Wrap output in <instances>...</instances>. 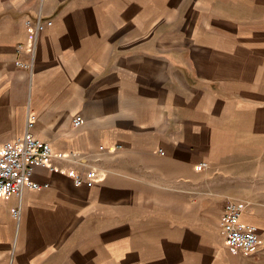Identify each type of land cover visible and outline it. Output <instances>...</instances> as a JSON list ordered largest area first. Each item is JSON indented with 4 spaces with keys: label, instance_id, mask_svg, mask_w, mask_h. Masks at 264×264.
Returning a JSON list of instances; mask_svg holds the SVG:
<instances>
[{
    "label": "crops",
    "instance_id": "obj_1",
    "mask_svg": "<svg viewBox=\"0 0 264 264\" xmlns=\"http://www.w3.org/2000/svg\"><path fill=\"white\" fill-rule=\"evenodd\" d=\"M30 119L55 154L0 198V264L264 255L228 245L225 190L194 194L264 160V0H0V149ZM241 221L264 235V206Z\"/></svg>",
    "mask_w": 264,
    "mask_h": 264
},
{
    "label": "built area",
    "instance_id": "obj_2",
    "mask_svg": "<svg viewBox=\"0 0 264 264\" xmlns=\"http://www.w3.org/2000/svg\"><path fill=\"white\" fill-rule=\"evenodd\" d=\"M25 136L17 142H9L0 149V198L11 193L22 194L27 185L40 187V183L33 179V174L40 165L49 164L54 152L50 143L36 137L31 126ZM81 115L75 117V123L81 124ZM206 165V163H202ZM81 182V179H78ZM246 206L230 201L224 213V229L228 245L234 250L255 253L264 250V235L254 224L241 221L242 212ZM16 214H21V208Z\"/></svg>",
    "mask_w": 264,
    "mask_h": 264
},
{
    "label": "rangeland",
    "instance_id": "obj_3",
    "mask_svg": "<svg viewBox=\"0 0 264 264\" xmlns=\"http://www.w3.org/2000/svg\"><path fill=\"white\" fill-rule=\"evenodd\" d=\"M261 154L264 157V148L261 149ZM257 161L255 162L253 159L236 161L234 166L232 165L229 168H225L224 171L221 170L220 174L218 170L202 173L199 176V178H201V180L199 179V186L195 188L194 194L196 196H203L208 193L225 190V209L230 201H235L245 206L249 203H251V205L259 203L264 206V160ZM207 165L208 163L203 165L204 168L208 167ZM234 172L236 174H232ZM251 180H253L252 184ZM232 189L235 190V192H232ZM224 213L222 215L223 220ZM242 253L251 255L257 252ZM258 257H260L258 264H264V255L262 257L258 255Z\"/></svg>",
    "mask_w": 264,
    "mask_h": 264
}]
</instances>
